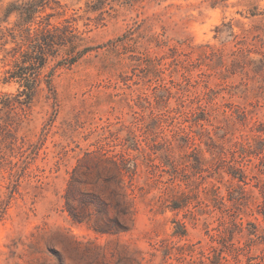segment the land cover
I'll use <instances>...</instances> for the list:
<instances>
[{"label":"rangeland","instance_id":"rangeland-1","mask_svg":"<svg viewBox=\"0 0 264 264\" xmlns=\"http://www.w3.org/2000/svg\"><path fill=\"white\" fill-rule=\"evenodd\" d=\"M22 78L33 101L0 114V264H264V0H0V98ZM102 154L123 162L120 234L65 206Z\"/></svg>","mask_w":264,"mask_h":264},{"label":"trees","instance_id":"trees-1","mask_svg":"<svg viewBox=\"0 0 264 264\" xmlns=\"http://www.w3.org/2000/svg\"><path fill=\"white\" fill-rule=\"evenodd\" d=\"M33 10V4L27 3L21 6L20 13L30 18ZM22 79L26 91L0 98V114L4 110L10 114L12 108L25 112L33 101L34 80ZM23 117L19 115V121ZM122 165L121 160L102 154L87 157L74 168L65 193V206L75 223H86L100 234H120L131 229L133 208L128 200ZM113 210L115 215L111 214Z\"/></svg>","mask_w":264,"mask_h":264}]
</instances>
